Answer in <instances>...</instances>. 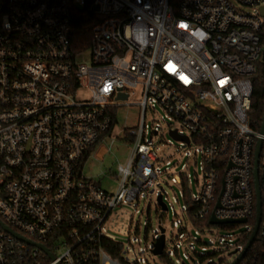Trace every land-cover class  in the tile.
I'll use <instances>...</instances> for the list:
<instances>
[{
    "label": "built area",
    "instance_id": "built-area-1",
    "mask_svg": "<svg viewBox=\"0 0 264 264\" xmlns=\"http://www.w3.org/2000/svg\"><path fill=\"white\" fill-rule=\"evenodd\" d=\"M88 5L97 6V20L78 50L73 24ZM263 7L264 0H0V220L33 242L0 227V264L171 262L180 256L179 245L187 246L183 254L193 262L205 258L188 243L202 245L197 235L209 226L194 236L182 228L171 254L165 231L157 255L161 229L139 249L106 230L115 209L145 194L161 193L166 203L154 140L159 122L146 126L158 113L172 122L170 136L186 137L176 140L201 155L203 184L191 192L195 220L210 224L213 214L246 219L240 245L233 246L236 258L255 228V152L263 141L257 164L261 221L239 264H264V135L248 117L263 52ZM85 89L90 95L78 97ZM128 106L140 110L132 127L120 122ZM117 131L129 153L117 166L112 192L83 171L105 139L115 146ZM183 208L180 222L192 224ZM105 239L118 244V257L103 246Z\"/></svg>",
    "mask_w": 264,
    "mask_h": 264
},
{
    "label": "rangeland",
    "instance_id": "rangeland-1",
    "mask_svg": "<svg viewBox=\"0 0 264 264\" xmlns=\"http://www.w3.org/2000/svg\"><path fill=\"white\" fill-rule=\"evenodd\" d=\"M84 57H79L82 61ZM78 97H88L90 94L87 89L78 94ZM140 96L137 94L131 98L136 101ZM138 106H128L122 110L120 122L122 125L129 127L135 126L138 122L139 115ZM163 113H158L155 118L147 117L146 126L153 128L157 124L160 128V134L155 137L157 145L158 162L157 169L160 172L159 184L163 186L167 200L168 210H161L157 202V193L152 192V196L144 195L139 203L135 205H122L115 209L106 223V230L113 239L124 242L125 246L131 242L139 249L146 248L152 242L153 236L157 234L161 226L166 231V246L168 253L172 251L180 243L179 233L182 228H186L192 236L199 231L189 221L181 223L184 220L186 212L184 211V201L182 198V182L179 174L183 173L189 180L186 181L187 187L192 193H197L203 184V172L201 170V155L196 152L195 147L183 146L179 141L169 135V125L172 122L161 119ZM120 131L114 133L119 134ZM110 138L100 144L87 158L84 168V175L94 180L102 182V187L108 191H115L118 186L116 178L117 166L119 162H123L129 153V145L124 135L120 132L116 138L115 146L111 149L109 145ZM167 163L170 164L171 170L167 171ZM185 165V168L182 166ZM137 211V213H136ZM179 221L177 226L174 222ZM211 230H205L206 234H198L197 237L203 242L199 245L196 241L188 243L189 248L196 245L199 253L205 258H196L193 262L184 256L188 254L187 246H180V256H171V262L161 261L159 258L150 260L151 264H229L234 262L236 254H233L235 245L239 244V238L244 232L245 227L242 225L235 226L231 229H221L217 226H209ZM154 230V232H153ZM208 243V244H206ZM206 247L205 251H202ZM184 253V254H183Z\"/></svg>",
    "mask_w": 264,
    "mask_h": 264
},
{
    "label": "trees",
    "instance_id": "trees-1",
    "mask_svg": "<svg viewBox=\"0 0 264 264\" xmlns=\"http://www.w3.org/2000/svg\"><path fill=\"white\" fill-rule=\"evenodd\" d=\"M94 20H97V17L96 14L92 11L90 5L86 6L75 19L73 24V38L78 50L84 49V47L87 45V42H89V40L91 39V24L92 22H94ZM260 39L263 46V52L261 55L262 58L257 64V72L254 77V94L251 100V109L248 114L249 124H251L254 130H261L262 121L264 118V28L260 34ZM84 164L85 163L83 162L82 166H84ZM179 177L182 182V193L184 194L183 201L187 206L188 216L191 219L193 226L201 229L211 226L208 219L203 222L195 220V205L192 201L191 191L188 189L186 183L188 179L183 173L179 174ZM235 226L236 225L233 224H225L218 227L225 230L235 228ZM102 244L105 248H109V250L115 257H118V251L120 250V248L116 242L110 239H105L103 240Z\"/></svg>",
    "mask_w": 264,
    "mask_h": 264
},
{
    "label": "water",
    "instance_id": "water-1",
    "mask_svg": "<svg viewBox=\"0 0 264 264\" xmlns=\"http://www.w3.org/2000/svg\"><path fill=\"white\" fill-rule=\"evenodd\" d=\"M92 9H94V11H98L97 6H94ZM262 11V15L264 16V7L261 9ZM260 133L262 135H264V118L262 121V127L260 130ZM171 135L173 138L177 139V140H184L186 142H188V139L186 137H182L179 136L177 134L176 131H171ZM262 143L263 141H261V139H258V144H257V148H256V152H255V171H254V176H255V188H256V193H257V206H256V210H257V215H256V222H255V228H254V232L252 234V236L250 237L249 241L246 243V247L244 248V250L239 254V256H237V258H235L232 262V264H239L240 260L243 258V256L245 255L246 251L252 246V243L255 240L256 234L259 230V224L261 221V214H262V209H261V192L259 189V179H258V175H257V164H258V156H259V152L260 149L262 147ZM157 202L159 207L161 208V210H167V206L166 203L163 201V195L160 193L158 194L157 197ZM242 222H246V219H224V220H220L217 219L216 216L213 214L210 218V224L212 225H225V224H242ZM0 227L2 229H4L5 231H7L8 233H11L15 238L17 239H21L23 241H26L29 244H32L33 242H31L30 240L26 239L24 236H22L21 234L19 235L18 233H15L13 230H11L7 225H5L1 220H0ZM159 229H161V236L158 238L157 243L155 244L156 248L154 249V254H161L164 248V244H165V229H163L161 226L159 227ZM38 246L42 249L45 250V252L49 255V257L51 259H53V255L49 252V250L42 244H38ZM233 254L237 253V250H234L232 252Z\"/></svg>",
    "mask_w": 264,
    "mask_h": 264
}]
</instances>
